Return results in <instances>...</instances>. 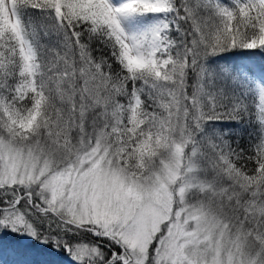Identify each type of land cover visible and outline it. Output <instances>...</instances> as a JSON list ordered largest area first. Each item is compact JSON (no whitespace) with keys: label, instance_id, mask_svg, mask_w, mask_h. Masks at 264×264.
<instances>
[{"label":"snow or ice","instance_id":"6c2138e0","mask_svg":"<svg viewBox=\"0 0 264 264\" xmlns=\"http://www.w3.org/2000/svg\"><path fill=\"white\" fill-rule=\"evenodd\" d=\"M0 234V264H264V0H0Z\"/></svg>","mask_w":264,"mask_h":264},{"label":"rangeland","instance_id":"374dc122","mask_svg":"<svg viewBox=\"0 0 264 264\" xmlns=\"http://www.w3.org/2000/svg\"><path fill=\"white\" fill-rule=\"evenodd\" d=\"M120 2H121V0H114V3L119 4ZM0 239H2V238L0 237ZM0 242H2V240H0ZM40 247H43V246H40ZM51 259L55 260L56 261V264H58L56 259H58L60 261V264H67L66 258L65 257H62L61 254H57L56 256L51 257Z\"/></svg>","mask_w":264,"mask_h":264},{"label":"trees","instance_id":"16d2710c","mask_svg":"<svg viewBox=\"0 0 264 264\" xmlns=\"http://www.w3.org/2000/svg\"><path fill=\"white\" fill-rule=\"evenodd\" d=\"M228 55H234L233 53H228ZM242 144H245L246 143V140H242L241 141ZM0 237L2 238V234H0ZM2 240V242H0V244L2 245L3 244V239H0ZM35 244V242H33ZM57 260V263L60 264V261L58 259Z\"/></svg>","mask_w":264,"mask_h":264}]
</instances>
